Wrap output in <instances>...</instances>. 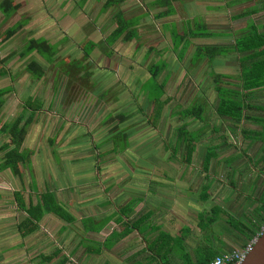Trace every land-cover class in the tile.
Returning <instances> with one entry per match:
<instances>
[{
  "label": "rangeland",
  "instance_id": "1",
  "mask_svg": "<svg viewBox=\"0 0 264 264\" xmlns=\"http://www.w3.org/2000/svg\"><path fill=\"white\" fill-rule=\"evenodd\" d=\"M105 1L16 0L21 9L15 15L6 19L0 12V55L6 59L0 65V70L6 69L4 74L0 72V88L12 89L3 97L5 105L0 113V129L3 124L13 123L21 116L20 126L24 125L30 115L25 109L29 99L34 107L41 104L22 147L33 151L31 166L20 167L22 176L14 175L10 170H0V264H43L41 255L52 254L57 248L62 249L65 255L74 256L75 248L83 238L82 248L91 253L90 249L97 250L100 244L89 241L90 238L106 239L114 229L120 231L123 228L124 231L126 227L115 222L100 234H91V229L88 232L85 229L104 222L98 223L95 218L99 219L114 208L107 204L109 197L119 208L130 198L142 197L147 191L145 185L148 181L153 182L163 173H171L169 167L175 163L174 159L182 160L185 154L184 149L175 154L177 133L174 128L181 122L175 113L191 105L205 106L215 95L206 62L193 69L188 57L179 62L176 53L166 51V47L171 48L172 44L163 25H168L167 29L174 25L177 30L179 26L182 30L187 15H190L186 8L191 7L192 10L199 9L197 23L200 22L201 28L196 31L203 33L207 18L223 20V16L214 13L225 10L218 5L227 0L176 1L172 3L171 17L161 19L155 16L165 9L152 4L151 0H127L119 7L103 11ZM253 1L255 5L247 4L242 10L230 7L224 12L227 19L228 15L233 16L244 9L264 7V0ZM139 2L141 6H137ZM119 11L128 17L142 13L139 23L138 19L134 20L135 26L142 24L138 27L141 35L130 43L118 41L109 47L105 38L115 29L112 17ZM23 19H29V24L13 38L4 40L6 30ZM259 20L264 22V13ZM225 23L226 28L239 27V22L225 20ZM210 24L217 25V28L225 26L217 20H210ZM155 28L158 32L154 34ZM31 38H46L58 46L56 61L49 64L36 52L22 57L21 53ZM91 40L101 45L85 61L88 70L76 77L68 75L72 62L84 59V47ZM139 43L144 47L137 53ZM150 48L154 52L146 57L145 50ZM32 59L45 67L46 76L42 80L33 79L27 72ZM160 59L170 64L169 69L158 77L159 82L169 78L163 99L170 101L164 108L160 124L155 126L150 123L154 104L148 103L143 87L145 85L144 88L154 94L157 92L155 80L148 79V70L151 65L160 64L157 62ZM86 72L91 74L87 76ZM215 104L210 111L216 108ZM126 111L131 113V118L120 130L126 128L131 144L124 152L116 153L113 152L116 141L114 137L110 139L111 131L119 124L117 115ZM107 116H110V122L104 126ZM193 134L198 136V133ZM50 140L55 144L52 145ZM7 142V135L0 134V146ZM124 147V144L120 145V149ZM3 155L0 150V163ZM48 189L57 193L65 210L73 215L74 223L68 224L48 214L37 233L22 238L17 226L25 214L19 208L14 192H21L29 204L35 203ZM154 212H149L151 218ZM140 214L142 202L131 216L136 218ZM219 233L214 235L216 241L221 239Z\"/></svg>",
  "mask_w": 264,
  "mask_h": 264
},
{
  "label": "crops",
  "instance_id": "2",
  "mask_svg": "<svg viewBox=\"0 0 264 264\" xmlns=\"http://www.w3.org/2000/svg\"><path fill=\"white\" fill-rule=\"evenodd\" d=\"M176 1L180 2V0ZM189 1L196 2V0ZM220 4L218 7L222 6L226 9L214 14L223 16V20L221 18L216 20L225 26L217 28V25L210 24V20H216L213 17L207 18L203 33H210L209 36H201L202 33L196 31L197 28H201L200 22L197 23V16L200 13H198L199 9L192 10L191 7L186 8L188 12L190 10V15H187L182 30L179 26L177 30L174 29V25L172 29H167L168 25H163L165 34L171 38L172 44L171 48L166 47V51L176 53L179 62H183L188 57L190 68L193 69L194 66L206 62L209 75L213 80L212 90L215 95L208 99L209 110L204 114L208 125L187 120L188 130L198 133V136L201 135L193 161L187 165L184 159H174L175 163L169 167L170 174L163 173L156 176L153 182L148 181L145 185L147 191L142 194V234L134 230L123 239L114 237L116 233L121 234L122 228L120 231L114 229L106 239L92 237L89 241L100 244V247L97 250L90 249L91 253L82 248L85 239L83 238L79 247L75 248L74 256L62 253L64 256L61 255L43 264H58L63 260H65L64 264H187L188 261L197 263L206 261L209 254L219 256L243 248L261 230L264 225V85L249 91L245 90L244 70L246 72V69L261 64L262 67L252 70H258L260 74H264V57L255 61L249 59L251 52H239L234 49L231 51L232 54L217 57L213 66L207 58L201 60L200 64L194 63V60L200 47L212 45L226 48L234 43L235 38L248 34L254 27L258 29V32L264 33V22L259 20V16L264 12L262 10L258 12V8L253 7L244 9L233 16L228 15L229 19H227L224 12L230 10V7L242 10L247 4L255 5L256 3L253 0H227ZM141 5L140 2L137 4V6ZM253 9H256V13L248 14ZM176 11L175 15L178 13V10ZM140 15L142 13L132 17L125 15V17L138 19L142 17ZM256 15L258 17H255ZM225 20L239 22V27L226 28ZM141 25L140 23L138 27ZM153 31L155 34L158 29L155 28ZM174 34H177L179 39L185 37L184 43L178 49H176V43L179 41ZM213 37H218L219 40H205ZM143 47V44L139 43L137 53ZM185 47H187L186 55L183 60H180L182 49ZM150 51L152 54L154 49L145 50L146 57ZM188 53L191 55H187ZM163 60L160 59L157 62ZM169 67L170 64L165 69ZM217 74L222 75L221 86L225 85L231 90L241 92L240 98L246 108L239 122L220 116L214 107L210 111L213 104L216 103L214 106H217L219 101L218 94L214 90V78ZM168 79L163 81L168 82ZM177 117L180 118V116ZM193 123H195L194 126ZM180 124L174 128L176 133ZM111 132L113 137L114 131ZM1 147L2 145L0 149ZM213 147L216 148L215 156L208 159L209 148ZM161 163L159 165H162ZM54 194L57 193L54 191ZM57 200L62 203L58 197ZM107 200V204L113 205L114 208H111L110 213L100 217V220L96 218L98 223L110 214H116L118 209L110 197ZM152 211H155L153 218L149 215ZM146 214L148 217L144 218L143 215ZM117 218L111 220L101 232L112 222L125 227L126 224L119 223ZM243 225L252 231L261 226L251 237V233L242 232ZM101 232L93 229L91 234ZM217 233L221 238L220 241H216L214 236ZM80 248H82L81 253H79ZM43 256L45 255L40 257L41 261Z\"/></svg>",
  "mask_w": 264,
  "mask_h": 264
},
{
  "label": "trees",
  "instance_id": "3",
  "mask_svg": "<svg viewBox=\"0 0 264 264\" xmlns=\"http://www.w3.org/2000/svg\"><path fill=\"white\" fill-rule=\"evenodd\" d=\"M83 3L84 1L88 0H81ZM126 0H106L103 11H107L108 9L116 8L121 5V3L125 2ZM152 4L164 8V11L159 12L158 15L155 16L156 19L170 17L172 3L176 0H151ZM21 9V5L16 2V0H0V12L6 17V19L11 18ZM264 10V7L258 8L257 11ZM252 12H248V14L256 13V9L251 10ZM245 16V15H244ZM112 20L116 25L115 29L105 38V43L109 47H113L119 40H122L124 43L132 42L139 37V30L137 26H135V19H127L123 12H117L113 17ZM140 20H137L139 23ZM29 24V19H23L17 22L14 26L10 27L6 30L4 40H9L13 38L20 30H22L25 26ZM138 25V24H137ZM210 33H202L201 36H209ZM176 39L179 42L176 43V49L180 47L181 44L184 43L185 37L179 39L177 34H174ZM2 42V41H1ZM0 42V44H1ZM180 43V44H179ZM100 43H96L95 41L91 40L88 41L84 47V59L83 60H75L72 62L71 72H67L68 75L72 77H76L77 74H81L83 71L88 70L87 65H85V61L91 57L93 52L100 47ZM186 48H183L180 56V60L186 55ZM236 49L239 52H251V56L249 59H253L257 61V59L264 57V33L258 32V29L254 27L252 31L244 36L235 38L234 43L224 47H217V46H204L200 47L194 63H199L201 60L207 58L208 62L211 66L214 64V60L219 56L229 55L232 54L231 51ZM38 53V55L44 59L45 62L52 64L55 60L56 55L58 54V46L52 44L46 38H31L29 40V44L27 45L25 51L21 53L22 57H28L33 53ZM151 55V51L149 55ZM147 56V57H148ZM249 61V60H248ZM6 62V59H3L0 55V65H3ZM169 64L165 62H161L160 64H153L149 68L148 72L150 77L148 79L155 80V87L157 92L154 94L152 90L143 87V91L147 96L148 103L154 104V115L150 119V123L154 124L155 126L159 125L161 120V115H163L164 108L170 101V99H163L165 96V88L167 85V81L159 82L158 77L162 71L168 66ZM264 65V64H263ZM262 67L261 64H257L254 68L250 67V69L244 70V78L246 79V84L244 85V89L249 91L256 87L264 85V74H260L258 69ZM5 68L3 67L0 72L2 74L5 73ZM27 72L31 75V77L35 80H42L46 76L45 67L35 59H32L28 66ZM91 73L86 72V75L89 76ZM222 75H216L214 78V90L216 94H218L219 101L217 102L216 110L217 114L222 117H229L235 121H240L242 119L243 111L246 108L244 102L240 98L241 92L231 90L225 85H220ZM96 85V83H95ZM10 87L0 88V113L2 108L5 105V99L3 98L7 93L11 92ZM105 96V95H104ZM25 109L30 112L28 119L25 121L23 126H20L23 117H19L13 123H5L0 129V134H6L8 137V142L4 143L1 147V151L4 153L2 157V162L0 163V170H10L11 173L14 175H20L21 173V166L27 167L31 166L32 160L31 156L33 151L28 149H23L24 143L28 137V128L34 122L36 114L38 111L41 110V104L39 106H33L31 99L27 101ZM139 111H142L139 109ZM207 111V104L205 106H188L186 108L177 111L175 114L180 116V126L177 129V145L175 146V154H177L181 149H184V163L190 164L193 161L194 155L197 152L199 140L201 135L194 136L192 131L188 130V119L191 121H199L200 123H205L207 117L204 118V114ZM129 112L119 113L117 115V119H119V124L116 126L114 131V140L116 141L114 151L113 152H124L126 149L130 147V135L126 131V128H122L121 126L125 124L131 117ZM112 116V114L110 115ZM110 116L105 118V125H108V119ZM110 122V121H109ZM112 123V121H111ZM159 123V124H158ZM191 124V122H190ZM195 123H193V126ZM159 127V126H158ZM82 129V127L79 126ZM177 128V127H176ZM86 131V129H84ZM112 138V137H111ZM124 142V143H123ZM51 144L54 145L55 142L52 140ZM124 144V148L120 149V145ZM216 148H209L207 157L211 159L215 156ZM115 153V154H116ZM15 200L19 206V208L24 212L25 217H23L22 221L18 224L17 228L22 238H29L30 236L34 235L41 229V223L44 218L48 215H55L59 219L63 220L68 224L74 223V217L69 212L65 210V206L57 200L56 195L53 191L47 190L43 194L39 195L37 201L29 202L27 204L23 194L19 191L14 192ZM142 202V197H133L128 199L124 204L120 205L117 209L116 214H110V216L105 217L103 220L104 222L100 224H96L93 226H86V232L92 231L93 229L96 232H101L103 228L115 217H118L117 220L119 223L126 224V229L121 232V234H115L114 237H125L130 231H139L142 234V214H140L136 218H132V214L135 212V209L139 203ZM144 218H147L148 215H143ZM95 218V217H92ZM91 218V219H92ZM96 219V218H95ZM94 219V221H95ZM90 220V218H89ZM93 220V219H92ZM97 220V219H96ZM91 221V220H90ZM93 222V221H92ZM260 226L257 227L255 230H250L247 226H242V232L245 234H250L254 236L256 232L260 229ZM93 227V228H92ZM63 229H66L63 228ZM126 233V234H125ZM63 251L62 249L57 248L54 253L49 256H43L44 262H51L53 259L60 257ZM64 256V255H63ZM217 255L209 254L206 258V261H199L197 263L189 262L187 264H210ZM65 260L59 262L58 264H64Z\"/></svg>",
  "mask_w": 264,
  "mask_h": 264
},
{
  "label": "built area",
  "instance_id": "4",
  "mask_svg": "<svg viewBox=\"0 0 264 264\" xmlns=\"http://www.w3.org/2000/svg\"><path fill=\"white\" fill-rule=\"evenodd\" d=\"M264 233V225L260 231L243 248L217 256L210 264H242L253 250L254 245Z\"/></svg>",
  "mask_w": 264,
  "mask_h": 264
},
{
  "label": "water",
  "instance_id": "5",
  "mask_svg": "<svg viewBox=\"0 0 264 264\" xmlns=\"http://www.w3.org/2000/svg\"><path fill=\"white\" fill-rule=\"evenodd\" d=\"M242 264H264V233L256 242L253 250Z\"/></svg>",
  "mask_w": 264,
  "mask_h": 264
}]
</instances>
